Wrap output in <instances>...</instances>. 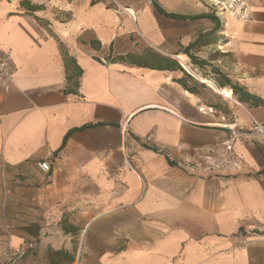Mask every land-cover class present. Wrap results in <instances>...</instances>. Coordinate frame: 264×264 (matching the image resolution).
<instances>
[{
  "label": "crops",
  "instance_id": "0c3cea01",
  "mask_svg": "<svg viewBox=\"0 0 264 264\" xmlns=\"http://www.w3.org/2000/svg\"><path fill=\"white\" fill-rule=\"evenodd\" d=\"M249 5L242 23L205 0H0V250L32 245L17 264H264V137L202 170L225 160L232 127L264 126V0Z\"/></svg>",
  "mask_w": 264,
  "mask_h": 264
},
{
  "label": "built area",
  "instance_id": "2783aa9c",
  "mask_svg": "<svg viewBox=\"0 0 264 264\" xmlns=\"http://www.w3.org/2000/svg\"><path fill=\"white\" fill-rule=\"evenodd\" d=\"M208 5L213 10V13L219 18L224 19L225 17L234 19L236 21L245 23L251 20V9L249 5V0H205ZM9 56L0 54V81L8 80L11 76L9 68ZM126 132V129H125ZM241 135L253 136V137H264V126L261 123L253 121L252 128L249 132L241 133L235 130L234 127L231 128L230 140L223 144L227 156L225 160L219 164H213L211 166L204 167L191 163H184L182 166L189 170L202 169L208 171L209 169L218 170L225 165H230L236 163V157L233 152V142L236 138ZM37 167L42 172H48L50 165L47 162L38 163ZM32 248V245L27 247H17L6 248L2 253H0V264L1 261L4 264H17L27 255L28 250ZM78 264V263H76Z\"/></svg>",
  "mask_w": 264,
  "mask_h": 264
},
{
  "label": "trees",
  "instance_id": "16d2710c",
  "mask_svg": "<svg viewBox=\"0 0 264 264\" xmlns=\"http://www.w3.org/2000/svg\"><path fill=\"white\" fill-rule=\"evenodd\" d=\"M154 7H155V9H156V11L159 13V14H161V15H163V16H165V17H171L170 15H167L165 12H163L157 5H154ZM158 57H160V56H158ZM162 59H164L165 60V58H163V57H161ZM122 60H123V58H121ZM148 59H146V60H143V61H147ZM169 61H171V62H173L175 65H176V67L178 68V69H180L191 81H193L195 84H196V86H199V87H203V88H207V86L206 85H204L203 83H199V82H197L196 80H195V78L194 77H192L190 74H188V73H186L185 71H184V69L178 64V62H176V61H174V60H171V59H168ZM192 64L193 65H197L198 63H196L195 61H192ZM202 77L203 78H205V79H208L207 78V75L206 74H202ZM209 80V79H208ZM227 82V81H226ZM218 88H223V86L221 85V84H219V83H216L215 84ZM184 88H186V90L187 91H189V92H192V93H195L196 92V89H193V88H188V87H185L184 86ZM230 89H231V91H232V93L235 95V96H238L239 98H240V100L242 101L243 99H245V98H250L249 97V95H247V94H245L244 92H242V90L241 89H239L238 87H236V86H233V85H230ZM255 103H263L264 104V102L263 101H256ZM72 132H69V133H67L66 135H65V137H64V140H63V145L66 143V140L68 139V137L70 136V134H71ZM51 255H64L63 253H52Z\"/></svg>",
  "mask_w": 264,
  "mask_h": 264
},
{
  "label": "bare ground",
  "instance_id": "6f19581e",
  "mask_svg": "<svg viewBox=\"0 0 264 264\" xmlns=\"http://www.w3.org/2000/svg\"><path fill=\"white\" fill-rule=\"evenodd\" d=\"M194 75L197 78V80H199V81H201V82H203L205 84H208V85L214 87L217 90V88L215 87V85L210 80H208V79H202L200 76H198L196 74H194Z\"/></svg>",
  "mask_w": 264,
  "mask_h": 264
},
{
  "label": "rangeland",
  "instance_id": "374dc122",
  "mask_svg": "<svg viewBox=\"0 0 264 264\" xmlns=\"http://www.w3.org/2000/svg\"><path fill=\"white\" fill-rule=\"evenodd\" d=\"M8 238V237H7ZM9 246L3 244V249L0 250V253H2L6 248H8ZM1 264H4L2 261H1ZM73 264H76V263H73ZM78 264H81V263H78Z\"/></svg>",
  "mask_w": 264,
  "mask_h": 264
},
{
  "label": "water",
  "instance_id": "95a60500",
  "mask_svg": "<svg viewBox=\"0 0 264 264\" xmlns=\"http://www.w3.org/2000/svg\"><path fill=\"white\" fill-rule=\"evenodd\" d=\"M185 70V69H184Z\"/></svg>",
  "mask_w": 264,
  "mask_h": 264
}]
</instances>
